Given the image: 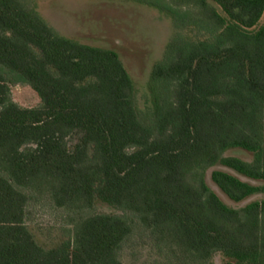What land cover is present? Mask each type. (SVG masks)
I'll return each instance as SVG.
<instances>
[{"label":"trees","instance_id":"16d2710c","mask_svg":"<svg viewBox=\"0 0 264 264\" xmlns=\"http://www.w3.org/2000/svg\"><path fill=\"white\" fill-rule=\"evenodd\" d=\"M37 1L0 0V264H123L135 240L152 264H264V0H133L172 26L142 109L117 53L57 33ZM215 166L262 182L213 170L228 200L263 198L226 205ZM38 200L66 218L56 241L29 223Z\"/></svg>","mask_w":264,"mask_h":264},{"label":"rangeland","instance_id":"374dc122","mask_svg":"<svg viewBox=\"0 0 264 264\" xmlns=\"http://www.w3.org/2000/svg\"><path fill=\"white\" fill-rule=\"evenodd\" d=\"M37 11L43 20L57 33L81 43L109 49L117 53L137 89L138 106L146 103V81L152 66L162 56L164 46L172 34L171 23L157 11L133 0H38ZM10 99L21 108H35L40 104L37 94L26 84L9 85ZM226 156L250 161L251 155L240 149H230ZM213 170L225 171L252 185L261 181L249 180L235 172L215 166L206 172V182L218 197L233 208L259 202L263 196L254 194L239 203L228 200L211 182ZM103 213H117L103 204L97 205ZM29 223L43 242H53L60 237L66 226V218L46 200L32 202L29 208ZM123 264H152L147 247L138 240L121 252ZM220 258L214 256V263Z\"/></svg>","mask_w":264,"mask_h":264}]
</instances>
